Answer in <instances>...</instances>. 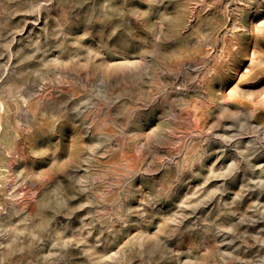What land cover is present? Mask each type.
I'll return each instance as SVG.
<instances>
[{
  "label": "rangeland",
  "instance_id": "374dc122",
  "mask_svg": "<svg viewBox=\"0 0 264 264\" xmlns=\"http://www.w3.org/2000/svg\"><path fill=\"white\" fill-rule=\"evenodd\" d=\"M0 264H264V0H0Z\"/></svg>",
  "mask_w": 264,
  "mask_h": 264
}]
</instances>
